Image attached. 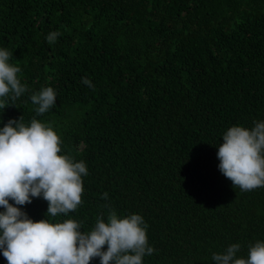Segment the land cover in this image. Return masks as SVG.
<instances>
[{
    "label": "trees",
    "instance_id": "obj_1",
    "mask_svg": "<svg viewBox=\"0 0 264 264\" xmlns=\"http://www.w3.org/2000/svg\"><path fill=\"white\" fill-rule=\"evenodd\" d=\"M0 49L26 87L0 98V129L35 117L88 169L68 214L47 217L42 194L9 200L29 218L83 232L110 209L138 213L154 248L142 264H216L264 241V186H234L217 155L230 127L264 121V0H0ZM46 87L57 100L37 116L31 96Z\"/></svg>",
    "mask_w": 264,
    "mask_h": 264
},
{
    "label": "clouds",
    "instance_id": "obj_2",
    "mask_svg": "<svg viewBox=\"0 0 264 264\" xmlns=\"http://www.w3.org/2000/svg\"><path fill=\"white\" fill-rule=\"evenodd\" d=\"M58 35L50 33L48 42L54 43ZM9 57L7 49H0V98L12 93L14 104L26 87L17 78L20 67L10 64ZM81 82L94 88L87 77ZM56 100L52 87L31 96L32 103L38 105L37 116ZM20 121L11 119L0 129V206L6 209L0 212V248L7 264H90L93 257H101V264H142V258L151 255L154 248L148 246L147 226L138 213L120 218L110 209L107 222L99 215L92 230L82 232L83 221H34L9 203L11 199L24 205L42 194L49 202L47 217L68 214L81 203V177L88 174L83 161L74 162V158L60 154L61 138L51 126L35 117L30 126ZM217 155L220 170L234 186L244 191L264 186V121L255 122L252 129L230 127ZM107 197L108 193H103V198ZM240 247L232 244L213 253L212 259L216 264H264V241L250 245L247 258L237 256Z\"/></svg>",
    "mask_w": 264,
    "mask_h": 264
}]
</instances>
